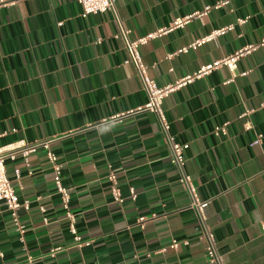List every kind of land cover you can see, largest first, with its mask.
<instances>
[{
	"label": "crops",
	"instance_id": "crops-1",
	"mask_svg": "<svg viewBox=\"0 0 264 264\" xmlns=\"http://www.w3.org/2000/svg\"><path fill=\"white\" fill-rule=\"evenodd\" d=\"M0 1L9 3L0 7V148L51 140L71 189L77 230L92 241L79 246L74 240L55 169L41 147L30 154V167L22 155L6 161L13 186L31 208L18 211L27 227L22 240L0 202V264H210L157 116L102 121L147 101L135 65L125 62L122 27L137 40L224 0H117L115 11L87 17L77 0ZM231 24L224 35L171 56ZM263 41L264 0H231L140 51L150 77L163 87ZM238 70L235 76L219 67L196 77L171 93L164 108L171 133L190 144L186 170L207 203L225 263L264 264V46L241 57ZM225 122L228 133L216 135ZM260 134L262 141L251 146ZM110 168L118 173L122 204L113 199Z\"/></svg>",
	"mask_w": 264,
	"mask_h": 264
},
{
	"label": "built area",
	"instance_id": "built-area-1",
	"mask_svg": "<svg viewBox=\"0 0 264 264\" xmlns=\"http://www.w3.org/2000/svg\"><path fill=\"white\" fill-rule=\"evenodd\" d=\"M231 0H224L216 3L215 5H209L205 7L204 11L197 12L192 16H188L183 19H177L174 23L165 29H161L160 31L150 33L144 37H141L137 40L129 39L130 30L122 27L121 34L124 36L126 40V46L129 52V57L125 60L126 63H133L138 71V74L142 80L144 90L147 94V101L144 105L133 109L128 112L118 113L104 119L103 123L110 122H120L125 117L129 115H134L136 113L143 112H151L154 113L161 125L162 132L164 133L167 142L170 148L171 154V162L176 167L179 173V181L186 189L189 198H190V208L196 214V230L198 231L199 238L206 242V254L207 259L210 264H226L224 260V256L219 250L218 241L214 231L208 224L207 214H206V201L203 200L192 181L191 175L186 170V157L185 153L190 148V144L188 142H183L178 140L175 135L171 133V123L168 120L164 108V100L174 91L183 87L184 85L191 83L196 77H200L204 74L211 72L213 69L219 67H226L233 75H238V64L241 57L252 53L257 48L264 46V41L257 45H247L242 49H239L235 53L225 57L224 59L215 61L212 64L203 67L201 71L195 75V77H187L182 81H178L176 83L168 84L166 86H159L158 83L152 79L148 73V65L144 62L142 58V54L140 51V47L144 44H147L151 39L156 37H160L161 35L168 33V31L172 30L175 27H181L189 20H191L195 16L207 15L213 8L218 9L224 5L230 3ZM77 2L82 6L83 12L82 16L87 17L91 14L105 13L108 11L116 10V2L117 0H77ZM9 4L6 1H0V7L2 5ZM248 18L239 19V24H244L248 21ZM235 28L234 24L228 25L227 27L217 29L212 31L209 35L205 37H201L197 39L194 43H192L189 47H185L183 49L178 50L176 53L171 54V56L176 55L178 53L187 52L190 48H196L198 46L203 45L205 42L210 41L218 36L224 35L228 31H231ZM248 72L241 73L240 75H247ZM250 112L245 111L240 116L244 118L248 116ZM228 122L218 124L215 127V133L218 136L226 135L228 133ZM247 128H251V126H247ZM262 135H258L257 138L251 142V146H254L262 141ZM51 140L35 143L32 145H9L3 148H0V202H4L9 210L12 213L13 223L21 235V239L24 240L25 233L27 231L26 225L23 223L18 211L20 208H25L29 210L31 208V202L29 200H21L19 194L17 193L15 187L13 186L12 180L10 179L7 171L6 161L8 159L15 160L18 155H22L26 165L30 167L29 156L33 152L37 151L39 148L43 147L47 150L48 159L55 169V186L57 193L60 195L62 206L65 211L66 218L69 220V228L70 232L74 237V240L78 243L79 246H90L92 241H84L82 236L79 234L76 225V215L73 213L71 209V189L64 183L62 178V165L57 162L58 157L56 153H54L50 149ZM16 176L18 178L21 177V170H15ZM107 179L110 183V190L113 196V199L116 203L122 204L125 201V197L123 196L121 187H120V179L118 173L110 168ZM131 197L136 199L137 195L134 189L131 190ZM41 210L45 212V207L41 206ZM47 220V219H46ZM146 220L145 217H140L139 222H144ZM180 242L177 239H174L172 242V248H178ZM185 244H188L185 241ZM61 248L57 247L52 250L51 255L54 256L57 251ZM0 256L4 257V253L0 251ZM141 264V263H139Z\"/></svg>",
	"mask_w": 264,
	"mask_h": 264
}]
</instances>
